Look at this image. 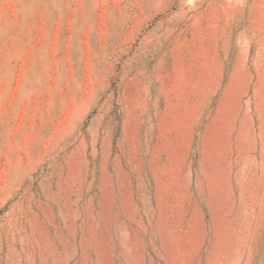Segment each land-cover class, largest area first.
Masks as SVG:
<instances>
[{
    "label": "rangeland",
    "instance_id": "1",
    "mask_svg": "<svg viewBox=\"0 0 264 264\" xmlns=\"http://www.w3.org/2000/svg\"><path fill=\"white\" fill-rule=\"evenodd\" d=\"M0 264H264V0H0Z\"/></svg>",
    "mask_w": 264,
    "mask_h": 264
}]
</instances>
